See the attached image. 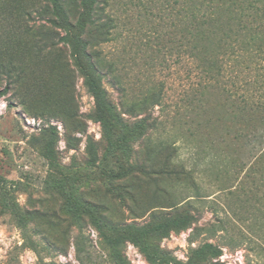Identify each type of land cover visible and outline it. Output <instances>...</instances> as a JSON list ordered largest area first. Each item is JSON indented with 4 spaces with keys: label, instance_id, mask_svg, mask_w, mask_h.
<instances>
[{
    "label": "rangeland",
    "instance_id": "374dc122",
    "mask_svg": "<svg viewBox=\"0 0 264 264\" xmlns=\"http://www.w3.org/2000/svg\"><path fill=\"white\" fill-rule=\"evenodd\" d=\"M165 5L164 0H114L110 10L117 27L110 41L89 46L90 53L99 52L113 67L114 76L106 72L101 82L120 112L125 109L118 87L128 102L141 98L147 89L161 90V104L150 111L157 128L149 139L131 143L128 158L117 152L103 158L106 145L101 125L92 117L93 98L59 29H50L53 45L47 65L37 66L25 57L26 81L0 97V175L21 182L15 195L28 213L35 250L27 247L20 230L0 209V264H113L110 248L90 220L84 218L78 227L66 214L69 193L96 207L97 216L105 218L102 227L107 235L110 225L140 226L181 211L191 214L194 221L187 227L149 242L169 264H186L192 250L207 242L222 247L223 264H247L256 258L250 248L252 241H260L254 231H264L259 170L264 150V138L259 136L264 129L259 118L250 132L240 123L237 103L221 89L226 77L217 84L210 81L214 87L203 91L202 103L192 100L209 80L194 61L191 44L181 45L178 6ZM79 62L86 66L83 57ZM50 65L54 82L45 71ZM241 80L239 75L238 86ZM252 87L259 95L261 91ZM233 112L238 115L233 117ZM124 116L133 120L142 114ZM87 138L99 157L95 166L89 165L84 152ZM49 140L52 156L47 158ZM159 140L168 145L158 146ZM120 172L124 175L117 176ZM186 201L193 207L184 205ZM210 225L217 229L214 234L207 230ZM121 251L129 264H150L129 242Z\"/></svg>",
    "mask_w": 264,
    "mask_h": 264
},
{
    "label": "trees",
    "instance_id": "16d2710c",
    "mask_svg": "<svg viewBox=\"0 0 264 264\" xmlns=\"http://www.w3.org/2000/svg\"><path fill=\"white\" fill-rule=\"evenodd\" d=\"M113 1L0 0V97L12 89L20 88L26 81L27 69L24 64L26 56L37 66L47 65L45 61L53 45L49 36V33L52 34L50 29H59L63 33L60 40L64 45L71 47L73 62L81 73L83 86L93 98L92 117L101 125L102 138L106 145L103 157L105 159L116 152L128 158L132 151V142L142 137L149 139L148 134L157 128L156 120L150 118V111L161 104L160 89H147L141 98L128 102L123 90L118 87L122 93L120 105L125 109V112H120L102 86V77L106 72L112 73L113 67L99 52L90 53L89 46L110 41L113 30L117 27L114 12L110 10ZM164 2L165 9L178 6L175 17L180 24L181 45L191 44L192 57L198 68H201L200 72L209 80L196 90L192 100L196 99L202 103L203 91L214 87L210 81L213 80L217 84L220 77L222 79L226 77L221 89L226 98L237 103L240 123L250 132L249 127L255 118H259V127L264 129V0H164ZM14 23L17 24L21 36H17ZM15 49L16 52L13 53ZM82 57L86 66L79 62ZM45 71L48 80L54 82L56 77L53 65L48 66V70ZM223 72L225 76L222 75ZM111 75L114 76L113 73ZM239 75L243 80L238 86L236 79ZM252 86L261 91L259 95L254 94L255 88ZM135 111L142 116L133 120L125 118L124 115ZM236 115L238 114L232 113L233 117ZM259 137L263 139L264 134ZM52 144L53 142L49 140L45 146L47 158L52 156ZM163 145H168V141L159 140L158 146ZM84 152L89 165L95 166L99 157L94 142L89 138L86 139ZM259 162V170L263 173L261 185L264 187V150L260 154ZM107 169L108 175L114 176V171ZM121 175L124 173H117V176ZM20 183L7 180L0 175V209L10 216L20 230L27 247L35 250L29 237L28 213L20 208L15 195ZM193 184L195 185L194 182ZM66 195L64 201L66 214L78 227L84 218L90 220L91 225L102 235L110 248L113 264H129L121 251L122 245L126 242L137 247L148 263L169 264L158 247L149 243L150 240L160 241L171 231L184 229L194 221L191 214L181 211L182 214L173 218L140 226L134 223L114 226L106 224L105 227L109 226L107 229L111 233L107 235L102 227V220L105 218L102 215L97 216L94 205L81 202L72 193ZM184 205L193 207L189 201ZM207 230L212 234L217 231L214 225H210ZM258 231H254V234L260 241H252L253 245L250 248L256 258L247 264H264V231ZM220 256L222 247L207 242L192 250L191 258L186 264H223L220 262Z\"/></svg>",
    "mask_w": 264,
    "mask_h": 264
}]
</instances>
